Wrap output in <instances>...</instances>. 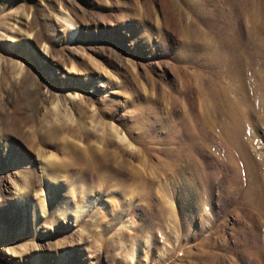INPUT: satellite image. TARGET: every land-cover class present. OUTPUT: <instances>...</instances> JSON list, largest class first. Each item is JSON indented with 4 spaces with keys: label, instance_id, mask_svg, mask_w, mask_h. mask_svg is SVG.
<instances>
[{
    "label": "rangeland",
    "instance_id": "rangeland-1",
    "mask_svg": "<svg viewBox=\"0 0 264 264\" xmlns=\"http://www.w3.org/2000/svg\"><path fill=\"white\" fill-rule=\"evenodd\" d=\"M258 83L264 0H0V264H264Z\"/></svg>",
    "mask_w": 264,
    "mask_h": 264
},
{
    "label": "bare ground",
    "instance_id": "bare-ground-1",
    "mask_svg": "<svg viewBox=\"0 0 264 264\" xmlns=\"http://www.w3.org/2000/svg\"><path fill=\"white\" fill-rule=\"evenodd\" d=\"M262 13V12H261ZM72 29V28H71ZM258 74V73H257ZM255 85V84H254ZM257 87V88H256ZM254 88L255 89H258V91L257 92H259V91H261L262 93H260V94H263L262 96H263V99H262V105L264 106V85L263 84H259L258 83V85L257 86H254ZM220 89V88H219ZM255 89H253V90H255ZM249 90V89H248ZM218 91V90H217ZM252 91V90H251ZM250 91V92H251ZM256 91V90H255ZM216 92V91H215ZM252 93H255V92H252ZM221 94V95H220ZM226 94V93H225ZM223 95H224V92H217L216 93V95H214V102L216 103L215 105H216V107H217V109H220L221 107H223L225 104H227L228 102V100H227V98H225V97H223ZM256 95V94H255ZM260 96V95H259ZM261 96V97H262ZM73 97H75V96H73ZM72 98L70 97V100H71ZM261 99V98H260ZM228 105V104H227ZM242 105H244V101L243 102H241V101H234V105L231 103V108H230V113L231 114H233V115H237L238 116V108L240 107V106H242ZM261 105V106H262ZM234 106V107H233ZM263 109H264V107H263ZM230 116V115H229ZM231 117V116H230ZM237 118H239V116L237 117ZM242 117L240 116V118H239V120L241 119ZM235 119H236V117H235ZM118 136V135H117ZM121 136V135H120ZM119 140H121L120 142H122V141H125L126 142V140H125V138L122 136V137H119ZM94 159V158H93ZM90 161V160H89ZM89 163H93L92 164V166L94 167V168H92V169H98V170H96V171H100L102 168H105L106 166H109L108 165V163H106V161L104 162V161H102V160H93V162H89ZM90 166V165H89ZM110 167V166H109ZM88 168V167H87ZM90 169V168H89ZM105 170V169H104ZM107 170V169H106ZM105 170V171H106ZM89 171H91V170H89ZM93 171H95V170H93ZM103 171V170H102ZM117 173V172H116ZM121 179V178H120ZM251 206V205H250Z\"/></svg>",
    "mask_w": 264,
    "mask_h": 264
}]
</instances>
